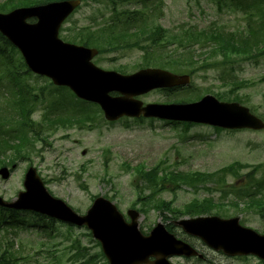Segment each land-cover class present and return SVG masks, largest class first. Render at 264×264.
<instances>
[{
  "label": "rangeland",
  "instance_id": "obj_1",
  "mask_svg": "<svg viewBox=\"0 0 264 264\" xmlns=\"http://www.w3.org/2000/svg\"><path fill=\"white\" fill-rule=\"evenodd\" d=\"M218 1L148 0L144 4H135L136 0H118L117 11L140 10L148 16L149 24L160 26L165 32L172 34L189 25H195L199 30H208L217 24L227 30H234L244 26L248 17L254 18L258 15L255 6L234 7L229 1L219 5ZM107 3V0H83L78 9L63 23L60 37L67 41L66 38L73 31L98 24L101 13H109ZM158 3H161L160 9L156 8ZM5 54L11 55V65L23 76V80L32 87L34 93H38L40 87L46 86V93L52 92L53 97L57 96L56 90L48 84L47 79L23 74L25 69L20 66L16 51L7 48ZM141 56L142 51L136 49L103 54L99 63L95 60L98 57L93 62L104 70H114L121 74L156 67L155 63L146 62ZM2 67L4 70H0L1 75L7 72V66L2 64ZM119 68L122 69L118 70ZM232 74L239 81H243L244 86L230 85L227 76L220 77L217 70L208 69L193 74L188 85L153 90L138 96V99L143 103H185L195 101L205 94L214 96L215 93L234 89L235 93L245 99L246 102H241L244 106L264 118V54L254 60L234 63ZM196 95L199 97L191 99ZM8 96L2 86L0 106L8 105ZM47 107L45 102L36 104L31 120L41 121ZM126 118L109 122L103 118L102 112H97L90 123H66L62 127L56 124L50 130L44 131L42 139L34 141L33 151L15 162L16 167L10 176L7 179L0 177V195L8 200L14 198L23 189L24 173L32 165L37 169L49 193L64 200L79 214L86 211L95 196L107 198L126 218L125 212L128 208L144 207L139 227L145 234L157 222L166 224L176 219L166 210L157 207L159 201L170 202L172 207L181 209L195 199L202 200L210 196L221 202L223 212L219 216H237L242 225L259 233L264 232V217L255 207H248L246 202L234 205V193L251 187L250 178L260 181V193L264 195V129L229 131L214 129L208 125H191L185 128L183 125L167 124L160 119L149 122L150 119L136 121ZM6 152L7 155L10 154L9 151ZM9 163L11 162H5ZM138 164L144 169L159 165L186 173L204 174L218 173L220 169L231 164L239 166L236 173L223 176L224 184L207 182L200 184L196 190L186 185L180 186L174 192L163 190L155 195L154 200L143 205L138 197L144 198L149 190L143 189V181H137L134 166ZM167 227L176 237L193 244L205 256L202 261L172 256L170 261L173 264H264L253 256L240 259L227 257L208 248L200 239L183 233L179 227L171 224ZM88 233L85 228L67 227L59 222L48 223L42 228L32 226L30 221L8 224L0 227V254L7 249L13 257H17L12 264H105L102 256H99L100 247L97 246V241Z\"/></svg>",
  "mask_w": 264,
  "mask_h": 264
},
{
  "label": "water",
  "instance_id": "obj_2",
  "mask_svg": "<svg viewBox=\"0 0 264 264\" xmlns=\"http://www.w3.org/2000/svg\"><path fill=\"white\" fill-rule=\"evenodd\" d=\"M78 4L79 0L50 1L0 13V32L19 49L31 71L50 78L56 85L70 87L82 99L98 103L109 120L122 115H143L227 129L264 128V122L246 107L237 102L218 101L211 95L191 103L143 106L134 96L157 87L187 83L188 76L160 69L121 75L96 67L91 62L95 49L68 44L58 38L60 24ZM31 17L36 22H26ZM111 91L122 95L112 97ZM0 174L7 178L9 171L2 167ZM23 187L12 201L0 197V206L32 210L66 223L85 225L100 242L109 264H171L167 258L172 255L202 257L187 242L169 233L161 222L144 235L138 227V211L128 209L130 221L127 222L115 205L101 196L93 200L84 214L76 213L47 191L32 166L24 175ZM173 223L226 255L254 254L264 259V234L241 226L238 217L197 216Z\"/></svg>",
  "mask_w": 264,
  "mask_h": 264
},
{
  "label": "trees",
  "instance_id": "obj_3",
  "mask_svg": "<svg viewBox=\"0 0 264 264\" xmlns=\"http://www.w3.org/2000/svg\"><path fill=\"white\" fill-rule=\"evenodd\" d=\"M44 1L48 0H4L0 5V11H6L18 5H30ZM226 1H229L234 7L255 6V9L258 11L256 17L258 18L248 17L247 27L245 28H240L239 26L234 30H227L223 26L215 24L208 28V30H199L195 25H189L186 28L182 27L180 31L172 34L165 32L160 26H155L152 23L149 24L148 16L142 12L124 11L118 14L114 13L115 3L114 0H110L113 5V19L105 24L107 28L93 31L88 30L85 38L75 36L74 38H70V41L84 45H96L99 50L98 55H102L104 52L110 50H120L136 45V47L144 51L143 59L146 62L155 63L156 66L190 75L195 74L196 71H206L210 68H215L219 71L221 77L227 76V82L230 85L235 87L244 86L245 83L241 80L239 81L232 74L233 64L236 62L241 63L244 60H254L264 54V0H253L251 2L250 0H223V2L219 0L218 3L221 5L222 3L225 4ZM115 20L124 21L127 27L114 30L112 24ZM116 26L114 23V27ZM0 38L2 37L0 36ZM9 48L11 51H16L12 46H9ZM2 53L0 52L5 64L10 66L12 62L11 55H4ZM147 53L150 56L152 55L151 57L153 58L148 56ZM20 66H24L23 62H20ZM11 69L12 66L8 72H11ZM26 72L28 71L25 70ZM19 85L17 86V91L12 93L14 99L8 105L10 111L0 107V164H4L5 162L12 163L17 158H24L34 149V141L40 139V128L42 127L37 123L29 122V101L31 99L34 100L36 95L30 94L27 84L23 81ZM49 85L51 86V83ZM39 90L41 91L42 88ZM56 90L60 94V97L58 100L51 102V108L56 110L57 116L56 120L50 119V123L65 125L66 123L71 124L73 122L80 125V122L85 124L94 120L93 115L97 113V110L92 109L93 105L83 102L84 106L82 107L74 106L69 98L70 96L73 98L72 94L68 93L64 87L56 88ZM61 91H65L66 94H63ZM215 95L219 99L246 102L244 98L235 93L234 89L227 92L215 93ZM197 97L199 95L191 99ZM13 109H19L17 113L18 121H15V124L11 121ZM47 116L50 117V115L45 114L43 119H48ZM10 123L12 126L8 129V124ZM172 124L177 125L178 122H172ZM182 124L185 127L189 126V123ZM28 133L32 137L28 136ZM6 151H9L10 154L7 155ZM6 157L7 160L5 159ZM237 166L239 165L231 164L220 169L218 173L204 174L198 172L186 173L170 167H160L159 165H156L152 169H144L142 165L138 164L134 166L137 173V181H143V189L149 190L144 198L139 196L138 199L142 201L143 205H146L148 201L154 200L158 192L163 190L173 192L183 185L196 190L200 184L207 182L224 184L225 180L223 176L227 173H236L238 170ZM248 174H251V172ZM217 175H219L218 178ZM249 184H251V187H247L242 192L238 191L234 193V195L236 194V203L234 205L237 206L240 202H246L248 207H255L258 213L264 217V195L260 193L261 183L258 179L250 178ZM157 207L160 210L168 211L172 214V217L211 213L221 214L223 212L221 202L214 200L212 196L204 197L202 200L195 199L185 204L181 209L174 208L170 202L163 201H159V206L157 204ZM140 210L143 211L142 208ZM5 215L8 216L5 217ZM15 215L18 217V212L0 209V226L7 224L8 219L15 221ZM28 215L35 218L36 222L44 220L43 217L37 214L29 213ZM49 222L53 221L49 220ZM99 256L103 255L100 253ZM15 260L16 258L7 249H4L0 254V264H12Z\"/></svg>",
  "mask_w": 264,
  "mask_h": 264
}]
</instances>
